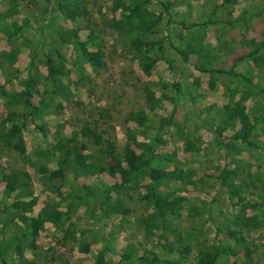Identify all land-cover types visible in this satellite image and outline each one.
Masks as SVG:
<instances>
[{
	"label": "trees",
	"instance_id": "obj_1",
	"mask_svg": "<svg viewBox=\"0 0 264 264\" xmlns=\"http://www.w3.org/2000/svg\"><path fill=\"white\" fill-rule=\"evenodd\" d=\"M3 1L7 7L0 11V34L9 49L0 50V154L14 153L23 166L5 175L4 195L0 198V264H39L37 240L47 223L54 226V235L61 234L62 245L77 248L82 254L91 253L93 243L102 242L91 263L63 260V264H109L107 253L114 250L111 237L116 235L108 232L110 237H106L105 221L118 216L122 222L127 221L132 210L126 200L135 194L144 212L136 214L133 228L141 233L142 241L128 238L120 255L121 264H185L191 255L195 264H219L228 257L232 258L229 264H264L250 247L251 237L244 234L264 232V170L253 171L248 160L240 169L232 165L239 161L234 155L242 147L250 156L262 153L257 129L264 122V38H249L248 46L232 56L233 66L226 70L206 65L205 59L212 64V56L198 28L208 23L233 27L243 21L240 14L233 15L232 7L238 0H211L203 21L188 25L184 19H175L174 8L179 0H156L157 7L153 0H111L116 16L102 23L90 17L87 0ZM59 13L72 26L60 24ZM173 24L187 31L176 33L175 39ZM106 26L122 37L125 51L148 77L159 62L166 60L167 44L185 62H189L190 55L197 56L200 63L195 66L210 75V88L216 87L215 76L230 75L234 79L233 87H225L230 91V103L212 106L215 111L208 117L195 113L210 134L213 147L231 158L206 175L215 181L213 186L224 194L230 208L224 220L214 219L210 213L216 198L208 203L182 194L186 186L195 183L196 170L181 166L175 152L161 151L167 139L176 145L181 141L182 150L192 155L202 149L182 116L185 91L176 80L147 82L151 87L146 94L148 110L127 114L126 121L131 123L127 128L129 138L121 150L110 125L111 114L106 111L103 116L108 125L88 122L64 135L54 131L49 146L28 151V126L48 136V116L57 114L64 101L93 78L85 66L89 65L95 76L108 67L102 46ZM86 30L82 38L81 32ZM217 40L225 45L221 38ZM23 49L29 62L21 69L17 61ZM237 62H242L239 69H235ZM162 83L166 87L155 96L152 89ZM191 100L195 105V98ZM165 102H169L170 110L158 113ZM28 165L38 173L49 196L38 211L35 207L39 198ZM101 172L117 175L118 179L103 187L81 181ZM82 207L87 219L93 220L90 225L81 226L75 220ZM210 229L215 232L213 236ZM152 243L154 248L148 246Z\"/></svg>",
	"mask_w": 264,
	"mask_h": 264
},
{
	"label": "rangeland",
	"instance_id": "obj_2",
	"mask_svg": "<svg viewBox=\"0 0 264 264\" xmlns=\"http://www.w3.org/2000/svg\"><path fill=\"white\" fill-rule=\"evenodd\" d=\"M211 0H179L180 4H177L174 8L175 19H184L186 24L191 22H202L209 13V2ZM89 15L94 21L108 22L109 19L116 16V13L111 10V0H87ZM3 0H0V11L4 10L7 5ZM154 7L158 6V2L153 0ZM52 9L55 8L53 5ZM233 15H241L243 21H240L233 27L221 26V24L213 25L208 23L198 27L204 34V42L206 49L212 56V64L206 60V65L210 67L219 66L226 70L232 68L234 61L232 56L234 54L242 52L247 47V40L249 38H257L261 40L264 38V0H238L237 4L232 7ZM57 14V12L55 13ZM224 16L223 12L219 13ZM60 24L64 26H72V22L64 20L62 15H57ZM228 17V16H227ZM226 17V18H227ZM247 20V22L245 21ZM101 27V26H100ZM163 27V26H162ZM164 28V27H163ZM182 30L179 25H172L173 38L176 39V33ZM86 31L81 32V37L85 38ZM27 35V34H26ZM33 35H31L32 37ZM105 38L103 39V48L105 49V59L109 62L108 67L103 68L99 74L95 76L91 67L86 65V71L92 73L93 78L88 79L82 86H79L74 91V96L69 100L64 101L63 108L58 110L55 115H49L48 119L51 121L48 129V136H43L40 132L34 129L33 125H29L26 129V141L27 149L33 152L36 148L45 149L53 140L52 133L58 131L59 135L70 133L77 130L85 123L91 122L92 124L101 125L105 124L104 113L106 111L111 114V123L115 136L118 150H121L126 144L129 134L127 128L131 125L126 121L127 114L134 110H148L146 94H149L148 81H164L170 82L176 80L180 83L182 89L185 91L183 99L181 100L182 116L185 123L188 125V129L194 136H197L201 142L202 149L192 155L182 150V143L176 145L171 140L161 144L160 148L163 152L174 153L181 160V166L187 168H193L196 170V176L193 184H189L182 190V194L197 199V201L205 200L208 203L214 198L217 199V203H212L211 212L212 218L217 220H224L229 216L230 208L225 203V196L223 193H219L215 186V181L207 178L206 175L211 170L217 168V165H224L226 162L231 161V158L225 154V151H217L211 143L210 134L202 128L195 113L199 111L203 117L212 115L215 111L212 106H221L223 104L230 103L229 90L225 87H233L234 79L230 75H218L215 76L216 87L210 88L209 80L211 79L209 74L202 73L195 64L198 62L195 54L190 55L189 62L183 61L178 55L176 50L170 45L166 44V60L159 62L154 69L151 76H146L141 69L138 68L137 63L130 56V53L125 51L127 49L124 46V40L120 35L113 32L106 26ZM221 38L225 45H221L217 38ZM176 40H174L175 42ZM177 45L183 47V45L176 41ZM9 44L5 37L0 34V50H8ZM130 49V48H128ZM70 48L67 53L70 54ZM216 55V56H215ZM169 60V61H168ZM210 60V58H209ZM29 62V56L27 50L23 49L17 61V66L24 69ZM242 62H237L235 69H239ZM42 68V67H41ZM44 72L45 69L42 68ZM0 70V79H2ZM73 79H76L75 74L72 75ZM195 79H198V85L195 84ZM163 82V83H164ZM161 84L158 88H153L154 94L159 95L166 87L165 84ZM8 89H12V86L8 84ZM149 87V88H148ZM16 89L19 90V86L16 85ZM164 90L168 91V88ZM191 97H194L196 102L193 105ZM171 106L169 102H165L163 107L157 111L158 113H166L170 110ZM3 111L2 102L0 104V113ZM157 123V121H154ZM108 125L105 124L104 126ZM264 125V122L260 124ZM258 127V138L264 143V127ZM228 141V140H227ZM261 144L262 153L249 155L247 148H240L239 152L234 155V160L239 161L232 162L233 166H237L240 169L244 165V160H248L252 164V170L256 171L260 168L261 172L264 170V144ZM23 166L22 161L12 152L4 151L0 154V198L3 197L6 178L5 175L9 172ZM171 165L170 167H172ZM26 169L30 172L33 181V188L35 194L38 196V204L35 207V211H38L40 207L48 201L49 196L43 190V184L40 181L38 173L31 166H26ZM117 175L114 176L109 172H101L96 176H88L81 181L86 184H97L99 187H103L105 184H111L116 182ZM13 199V197H10ZM127 206L131 207L132 212L128 216L127 221H121L120 216L112 217L105 221V235L110 237V233H114L115 238L111 237V242L114 245V250L107 253L109 258V264H121L120 255L123 253L128 238H132V241H142L141 233H137L134 230V224L136 222V214L143 213V209L138 200V195L135 194L132 199L126 200ZM85 207L81 208L76 215V222L82 225H90L92 219H87L88 216L84 214ZM209 211V210H208ZM208 216V214H206ZM86 218V219H85ZM211 225V223L209 224ZM98 227V223L96 224ZM214 227V225H213ZM133 231H135L133 234ZM211 236L214 235V230L210 229ZM245 235L251 237L253 243L250 245L254 249L255 256L264 261V232H251L244 231ZM60 235H54V226L50 223L46 224L45 230H43L38 238V263L39 264H63V260H69L71 262L77 260H83L87 263L93 261V255L97 249L103 247L102 242L99 240L93 243L92 252L89 254H82L77 248L70 249L69 245H62L60 243ZM92 236V235H91ZM90 236V237H91ZM146 243V242H145ZM155 244L157 242L155 241ZM152 243L148 246L155 247ZM158 249V248H157ZM29 258L32 257L30 253L27 254ZM243 256V253L241 254ZM232 261L231 257L220 260L219 264H229ZM185 264H195L193 255L185 261Z\"/></svg>",
	"mask_w": 264,
	"mask_h": 264
}]
</instances>
